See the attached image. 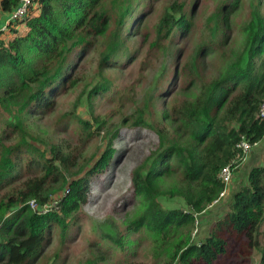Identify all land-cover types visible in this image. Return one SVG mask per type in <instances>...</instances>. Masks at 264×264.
<instances>
[{"label": "trees", "instance_id": "obj_1", "mask_svg": "<svg viewBox=\"0 0 264 264\" xmlns=\"http://www.w3.org/2000/svg\"><path fill=\"white\" fill-rule=\"evenodd\" d=\"M145 1L40 0L26 20L6 33L12 35L9 39L0 35V111L5 113L0 124V185L22 179L14 192L0 197V264L35 263L53 228L66 232L79 216L89 202L93 178L111 168L116 154L119 134L114 130L98 159L89 168L88 161L69 180L76 151L38 149L28 141L27 118L50 113L57 99L78 84L85 65L81 63L98 50L95 76L100 80L89 91L90 103L105 95L115 98V105L93 121L79 120L83 147L97 129L108 127L112 114L131 100L137 102L133 88H120L112 72H104L131 61L124 38L144 35L151 37V47L167 50L179 36H190L199 28L204 35L179 72L187 92L167 103L162 111L165 125L151 111V99L130 115L131 125L157 130L160 145L133 172V191L124 197L134 207L124 211L121 228L116 223L102 239L115 245V264H220L229 247L253 226L259 235L264 223V157L233 195L216 231L193 241L195 213L202 214L225 188L222 169L234 159L232 171L238 170L244 161L237 144L243 137L253 145L264 139V119L258 116L264 99V0H220L202 23L193 9L189 11L191 0H172L160 15L147 7L155 0ZM20 2L0 0V25ZM174 78L168 75V84ZM159 84L158 80L156 87ZM163 126L173 127L176 139L163 135ZM64 185L69 192L60 210L38 214L30 208L31 199L47 202ZM162 197L181 198L185 206L165 207ZM222 230L234 239L228 240ZM250 238L260 251L259 264H264V245L258 237ZM141 248L142 260L137 261Z\"/></svg>", "mask_w": 264, "mask_h": 264}, {"label": "rangeland", "instance_id": "obj_2", "mask_svg": "<svg viewBox=\"0 0 264 264\" xmlns=\"http://www.w3.org/2000/svg\"><path fill=\"white\" fill-rule=\"evenodd\" d=\"M171 1H149L147 7H152L160 15L166 4ZM219 1L191 0L189 11L193 9L202 23L213 12ZM145 3H148V0ZM38 12L39 10L34 11V13ZM156 19L158 18L155 17ZM204 32L205 30L199 28L195 34L190 36H179L175 44L167 50L158 46L151 47V37L144 35L125 37V46L132 53L131 61L113 71L105 69L104 72H112L120 88H133L135 90L133 100L136 99L137 102L134 103L131 100L122 107L121 112L112 114L108 127L103 130L97 129L94 137L88 140L83 147L84 141L80 137L82 124L79 120L93 121L94 116H103L105 113L111 112L115 105V98L111 101L105 95L93 97L92 103H90L89 91L98 82V79L100 80V77L95 76L99 60L98 50L91 52L85 58L84 63H81L85 65L81 66L79 71L78 84L57 99V103L50 113L40 117L31 115L27 118L28 141L38 149L49 151L53 146H56L76 151L75 160L77 159V163L71 166L69 180L72 179L71 175H76L88 161H91L87 167L89 168L104 152L108 141L107 135H110L114 130L119 134L115 139L116 154L111 168L93 178L89 202L80 209L79 216L72 219L66 232L60 226L53 228L48 242L45 243L43 254L32 264H115V245L103 240L102 236L111 232L116 223L121 228L124 211L134 207L131 200L125 202L126 198L124 197L125 194L133 191V172L153 150L159 147L161 140L157 130L131 125L130 115L137 107L143 106L146 98L151 99V111H156L157 120L159 119L160 123L165 125L162 111L172 97L186 94L188 88H182L179 72L186 63L190 62ZM11 36L4 35L5 39H9ZM171 73L175 74V78L168 84L167 78ZM158 80L160 84L156 87ZM162 84H165L164 89ZM4 117L5 113L0 111V124ZM173 127L164 128L163 126L162 134L176 139L178 134L175 133ZM182 132L183 130H181ZM256 147L258 148L252 149L248 153L247 159L240 163L238 170H233L226 195L223 197L219 195L220 198H216L202 214H199L198 232L193 239L195 243L216 231L217 223L224 219L230 208L233 195L247 183L250 169L263 162L264 139ZM30 149L33 154L40 155L36 149ZM26 162L27 159L22 160L24 168H26ZM23 174H25L24 171ZM36 174H41L40 170H37ZM75 178L77 177L75 176ZM21 180L11 185L8 182L0 185V197L14 192ZM67 187V185L62 186L59 194L64 193ZM161 201L168 208L185 206L183 199L178 197L171 199L162 197ZM214 202L217 203L214 204ZM78 219L79 222L74 224L73 222H77ZM254 228L255 226L252 227L248 235L246 234L237 240L234 246L229 247L231 248L230 253L222 257L220 264H259L260 251L255 248L253 239L250 237H258L261 246H263L264 223L258 227V236L255 235ZM221 234L230 241L234 239L227 231L222 230ZM141 251L142 248L137 261L142 260Z\"/></svg>", "mask_w": 264, "mask_h": 264}, {"label": "built area", "instance_id": "obj_3", "mask_svg": "<svg viewBox=\"0 0 264 264\" xmlns=\"http://www.w3.org/2000/svg\"><path fill=\"white\" fill-rule=\"evenodd\" d=\"M40 0H21L20 4L14 9V11L9 15V17L6 19L5 23L3 25H0V35H4L6 33H9L11 31V28L15 25L18 24L24 20H26L29 17V13L31 9L36 8V4ZM258 116L261 119H264V99L260 104L259 111H258ZM257 144L253 145L248 139L243 137V139L237 144L238 148L242 149L245 157L243 160L247 158V154L256 146ZM231 164H236V160H231V162L225 166L221 173L220 177L222 181L225 184V188L223 191L220 193V196L223 197L226 195L227 192V185L230 183L232 179V166ZM69 192V188L66 189L64 193H58L55 196L52 197L51 200L47 202H39L37 199H31L28 204L30 208L38 213V214H45L49 211L55 210L58 211L60 210L61 207V202L63 198L66 196V194ZM220 198V197H219ZM217 202H214V204ZM196 216V228L194 230V235L197 234L198 232V227H199V220H198V213H195Z\"/></svg>", "mask_w": 264, "mask_h": 264}, {"label": "crops", "instance_id": "obj_4", "mask_svg": "<svg viewBox=\"0 0 264 264\" xmlns=\"http://www.w3.org/2000/svg\"><path fill=\"white\" fill-rule=\"evenodd\" d=\"M20 27H22V25H18V28H20ZM260 143H261V142H260ZM257 148H258V147H254L253 150H254V149H257Z\"/></svg>", "mask_w": 264, "mask_h": 264}]
</instances>
